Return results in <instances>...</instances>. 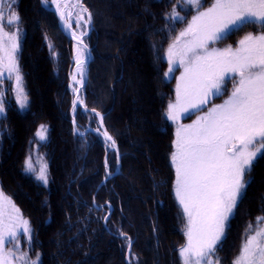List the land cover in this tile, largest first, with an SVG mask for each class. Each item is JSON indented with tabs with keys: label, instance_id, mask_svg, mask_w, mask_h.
I'll list each match as a JSON object with an SVG mask.
<instances>
[{
	"label": "trees",
	"instance_id": "trees-1",
	"mask_svg": "<svg viewBox=\"0 0 264 264\" xmlns=\"http://www.w3.org/2000/svg\"><path fill=\"white\" fill-rule=\"evenodd\" d=\"M82 4L91 13L85 43L94 60L83 92L89 112L80 108L76 114L70 87L74 42L42 0L15 4L18 65L27 102L20 109L14 82H0L5 107L0 188L32 230V241L21 252L31 260L38 255L39 264H182L179 249L187 243V220L175 196L170 159L176 126L165 114L176 99V80L165 76L166 53L186 27L169 19L173 9L188 21L196 9L183 0ZM261 31L258 25L249 26L229 39ZM91 109L105 117L119 151L98 133L99 118ZM42 124L47 127L45 142L36 137ZM29 156L37 170L42 162L48 164V187L28 172ZM246 179V198L218 246L220 264H233L248 225L255 226L264 215V158L256 160Z\"/></svg>",
	"mask_w": 264,
	"mask_h": 264
},
{
	"label": "snow or ice",
	"instance_id": "snow-or-ice-1",
	"mask_svg": "<svg viewBox=\"0 0 264 264\" xmlns=\"http://www.w3.org/2000/svg\"><path fill=\"white\" fill-rule=\"evenodd\" d=\"M42 2L45 6L54 5L65 28L72 29L73 12L69 10L68 0ZM184 3L194 7L196 14L190 21L175 9L170 14L169 19L183 22L186 27L174 36L167 50L168 71L165 73L172 79L174 71L183 68L175 90V102L168 104L165 114L177 124L175 151L170 159L175 168V196L187 220V243L179 249V254L182 264H219L218 245L228 222L237 214L238 204L246 198L250 184L246 176H250L254 161L264 158V0H213L207 7L203 0H184ZM15 4L16 0H0V78L11 80L14 75L16 100L23 109L27 95L17 58L20 17ZM75 6L79 8L75 24L78 27L81 21L89 24L91 13L88 9L80 0H76ZM256 25L262 29L259 34L244 35L235 47H216L226 42L231 34ZM6 27L15 31H5ZM70 35L78 44L76 74L72 79L82 88L87 44L81 37L86 32L77 35L71 31ZM227 85L231 86L230 92ZM73 91L79 92V89L74 87ZM226 94L222 103H212ZM3 95L0 92V115L5 112ZM83 104V98L77 96L73 111ZM84 110L89 111L86 106ZM90 111L103 127L104 117L95 109ZM181 114L189 118L195 114L197 118L184 125L179 123ZM102 135L115 149L116 141L106 129ZM36 137L39 141L47 139L45 125L39 126ZM26 165L28 171L36 173L37 180L48 184L46 165L35 169L31 156ZM5 203L10 207L7 217ZM21 226L27 234V242L31 243L28 221L22 219L20 210L0 192V264H12L13 260L21 264H39L38 255L31 260L25 253L17 256L15 252L4 251L6 244H18L17 229ZM247 233L233 264H264V215L256 218L255 226L248 225ZM120 235L126 236L123 232ZM127 243L131 249L130 238Z\"/></svg>",
	"mask_w": 264,
	"mask_h": 264
},
{
	"label": "rangeland",
	"instance_id": "rangeland-1",
	"mask_svg": "<svg viewBox=\"0 0 264 264\" xmlns=\"http://www.w3.org/2000/svg\"><path fill=\"white\" fill-rule=\"evenodd\" d=\"M82 1L83 0H80V3H82ZM184 1V0H183ZM203 2H204V5H205V7H207V6H209L212 2H213V0H203ZM68 3H69V5H70V9L69 10H71L72 12H73V17H72V25H73V27H72V30L73 31H75L76 33H77V35H79V33L81 32V31H85L86 32V34L90 31V29H91V26H92V19H91V22L89 23V24H87V25H84L83 24V21H81V26L80 27H78L76 24H75V14L79 11V8L78 7H76L75 5H76V0H68ZM83 5V4H82ZM48 6V5H47ZM46 6V7H47ZM85 15H87V14H85ZM132 21V20H131ZM6 31V30H5ZM231 35H233V34H231ZM85 36V35H84ZM84 36H82V37H84ZM230 37V36H229ZM240 39H242V38H240L239 36H235L234 38H232V39H227V45H232L233 47H235L236 45H237V42L240 40ZM18 42H19V38H18ZM220 44L221 43H219V44H217L216 45V47H219V48H223V47H220ZM75 47V58H76V56H77V45H75L74 46ZM225 47V46H224ZM86 56H87V60H88V54L86 53ZM17 58H18V53H17ZM166 59H167V53H166ZM75 67H76V64H75ZM183 73V68H177L175 71H174V73L172 74V76H173V78L172 79H168L167 78V80H169V81H172V80H176V87H177V82H178V78H179V76L181 75ZM5 77H7V73L5 72ZM79 78V77H78ZM5 79H7V78H0V82H2V81H4ZM10 80V79H9ZM13 82H14V75H13V79H11ZM14 85H15V83H14ZM78 88L79 89V92H75L74 93V91H73V88ZM227 87H228V91L230 92L231 91V86L230 85H227ZM81 89V87L79 86V85H77V84H75V82H72V91H73V93L75 94V96L77 97V96H80V97H82L83 98V92H84V90L82 89V90H80ZM227 98V94L224 96V97H222V98H215L213 101H212V103H214V104H219V103H222L223 102V100L224 99H226ZM84 100V99H83ZM19 104V103H18ZM19 107H20V105H19ZM20 109H21V107H20ZM77 107H76V109H75V112L77 111ZM5 113V112H4ZM201 114H203V113H201ZM4 115V114H3ZM3 115H0V118L3 116ZM196 118H197V116L195 115V114H192L191 115V117L189 118L186 114H181V117H180V119H179V123L180 124H184V125H188V124H191V123H193L195 120H196ZM172 124H174L175 126H176V128H177V124L176 123H174L173 121H171V120H169ZM175 136H176V134H175ZM47 139H48V137H47ZM47 139L45 140V141H47ZM176 139V138H175ZM45 141H41V142H45ZM158 143V142H157ZM159 144V143H158ZM259 158V157H258ZM256 161H254V163H255ZM43 163V162H42ZM40 164L38 167H39V169L41 168V167H43L44 165H46L47 166V174H48V177H49V166H48V164ZM33 167L35 168V166H34V164H33ZM174 167V166H173ZM175 169V168H174ZM30 174H34L35 175V172H31V171H28ZM36 177V176H35ZM38 182H40L39 180H38ZM49 182H50V178H49ZM49 182H48V184L47 185H44L42 182H40L43 186H45V187H48V185H49ZM0 192H2V190H1V188H0ZM3 193V192H2ZM4 194V193H3ZM5 196V195H4ZM9 199V198H8ZM178 201V200H177ZM178 204H179V202H178ZM239 205V204H238ZM179 206L181 207V205L179 204ZM181 209H182V207H181ZM9 211H10V207H9V205L8 204H4V214H5V217H7V215H8V213H9ZM20 214H21V212H20ZM235 216V215H234ZM234 216L230 219V221L228 222V227L225 229V233H224V237L222 238V240L220 241V244L221 243H223V241H224V239H225V237H226V234H227V230L229 229V227H230V223H231V221H232V219L234 218ZM21 217H22V219H24L23 218V216H22V214H21ZM25 220V219H24ZM29 224V223H28ZM30 227V226H29ZM31 229V228H30ZM17 232H18V236H17V240H18V244H16V243H12V244H6L5 246H4V251H5V253H7V252H15V254L18 256V255H20L21 253H25V254H27V252L25 251H23V252H21V249H22V246H24V244L27 242V234H25V233H23V231H22V226L20 227V228H18L17 229ZM30 234H31V241H32V230H30ZM27 244H28V242L25 244L26 246H27ZM219 244V245H220ZM218 245V246H219ZM11 259V258H10ZM221 261V260H220ZM12 264H21V261H19V260H13L12 261ZM220 264V263H219ZM221 264H223L222 262H221Z\"/></svg>",
	"mask_w": 264,
	"mask_h": 264
},
{
	"label": "water",
	"instance_id": "water-1",
	"mask_svg": "<svg viewBox=\"0 0 264 264\" xmlns=\"http://www.w3.org/2000/svg\"><path fill=\"white\" fill-rule=\"evenodd\" d=\"M47 8H48L50 11L54 12V13L58 16V18H59V20H60L59 14L56 12V9H55V6H54V5L49 4V5L47 6ZM60 25H61V28H62L63 33H64V34H65V35H66L71 41H73L75 45H78V44H77V41L74 40V39L72 38V36H71L70 33H69V30L65 28V26L63 25V23H62L61 20H60ZM81 39H83V41L85 42V37H81ZM87 54H88V60H87V63H86L85 83H84V86H83L80 90H82V89H83V90L86 89V87H87V85H88V82H89V76H90V65H91V63H92L93 60H94L93 52H92V50H91L88 46H87ZM74 74H76V69L74 70ZM85 106H86V101L84 100V104H83V105H80L79 107L85 109ZM86 112H89V111H86ZM94 114H95V113H94ZM102 116H103V115H102ZM103 117H104V116H103ZM105 129H106V126H105V117H104V125H103V127H101V131L98 132L102 137H103L102 133L104 132ZM106 130H107V129H106ZM107 132H108V131H107ZM108 134H109V133H108ZM103 138H104V137H103ZM104 140H105V138H104ZM108 143H111V142L108 141ZM115 150L119 151V148H118L117 145H116Z\"/></svg>",
	"mask_w": 264,
	"mask_h": 264
},
{
	"label": "bare ground",
	"instance_id": "bare-ground-1",
	"mask_svg": "<svg viewBox=\"0 0 264 264\" xmlns=\"http://www.w3.org/2000/svg\"><path fill=\"white\" fill-rule=\"evenodd\" d=\"M71 31H73L72 29L71 30H69V33L71 32ZM77 47H78V45H77ZM80 105H77V107H79Z\"/></svg>",
	"mask_w": 264,
	"mask_h": 264
}]
</instances>
